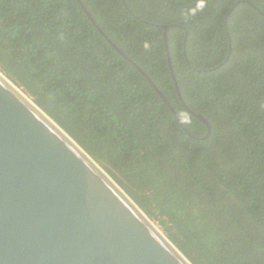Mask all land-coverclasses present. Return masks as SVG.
Wrapping results in <instances>:
<instances>
[{"label": "trees", "instance_id": "16d2710c", "mask_svg": "<svg viewBox=\"0 0 264 264\" xmlns=\"http://www.w3.org/2000/svg\"><path fill=\"white\" fill-rule=\"evenodd\" d=\"M81 2L0 0V70L193 264H264V0Z\"/></svg>", "mask_w": 264, "mask_h": 264}, {"label": "water", "instance_id": "95a60500", "mask_svg": "<svg viewBox=\"0 0 264 264\" xmlns=\"http://www.w3.org/2000/svg\"><path fill=\"white\" fill-rule=\"evenodd\" d=\"M164 35L182 103L211 132L208 119L190 110L181 95L168 26ZM0 264H193L119 183L1 70Z\"/></svg>", "mask_w": 264, "mask_h": 264}, {"label": "rangeland", "instance_id": "374dc122", "mask_svg": "<svg viewBox=\"0 0 264 264\" xmlns=\"http://www.w3.org/2000/svg\"><path fill=\"white\" fill-rule=\"evenodd\" d=\"M154 222V221H153ZM156 226H158V228L165 234V232L163 231V229L156 223L154 222ZM166 235V234H165Z\"/></svg>", "mask_w": 264, "mask_h": 264}, {"label": "clouds", "instance_id": "9594fccd", "mask_svg": "<svg viewBox=\"0 0 264 264\" xmlns=\"http://www.w3.org/2000/svg\"><path fill=\"white\" fill-rule=\"evenodd\" d=\"M158 227V226H157Z\"/></svg>", "mask_w": 264, "mask_h": 264}]
</instances>
